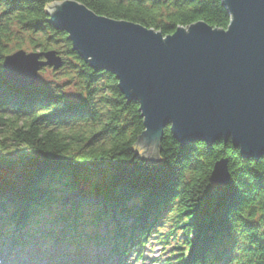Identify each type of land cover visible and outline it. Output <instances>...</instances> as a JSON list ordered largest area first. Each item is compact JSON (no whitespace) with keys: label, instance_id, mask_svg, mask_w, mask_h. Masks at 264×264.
Returning a JSON list of instances; mask_svg holds the SVG:
<instances>
[{"label":"trees","instance_id":"obj_1","mask_svg":"<svg viewBox=\"0 0 264 264\" xmlns=\"http://www.w3.org/2000/svg\"><path fill=\"white\" fill-rule=\"evenodd\" d=\"M64 1L164 37L198 22L231 23L223 0H0V111L13 114L0 115V238L14 248L43 242L143 259L154 235L166 249L180 234L163 264H264V158H244L231 141L184 147L168 127L152 160L140 143L139 104L48 23V8ZM18 51H57L58 82H8L2 64ZM222 159L226 188L210 183Z\"/></svg>","mask_w":264,"mask_h":264},{"label":"water","instance_id":"obj_2","mask_svg":"<svg viewBox=\"0 0 264 264\" xmlns=\"http://www.w3.org/2000/svg\"><path fill=\"white\" fill-rule=\"evenodd\" d=\"M227 30L204 22L161 32L96 15L75 1L48 8V23L65 32L72 49L96 73L115 76L128 103L139 104L140 143L157 161L169 127L182 146L231 141L244 158H264V0H223ZM57 51L7 56L6 80L39 84L44 68L59 71ZM228 161H218L210 183L230 184Z\"/></svg>","mask_w":264,"mask_h":264},{"label":"rangeland","instance_id":"obj_3","mask_svg":"<svg viewBox=\"0 0 264 264\" xmlns=\"http://www.w3.org/2000/svg\"><path fill=\"white\" fill-rule=\"evenodd\" d=\"M26 53H34L28 52ZM38 53V52H36ZM43 71V72H42ZM42 72V73H41ZM40 72L39 82L55 84L58 82L54 76V70L50 68H44ZM66 93L72 96L74 90L66 89ZM0 115L12 116V113L1 112ZM96 180L101 179V174H98ZM75 193V192H74ZM74 193L71 194L75 197ZM209 196L217 195L214 187L210 188ZM68 196V197H71ZM168 228L169 226L166 225ZM167 229H162L160 232H166ZM158 235H154L143 251V259H139L137 255L131 254L129 257L119 259L117 257H110L109 255L101 256L96 249L87 251H68L67 246L63 245H44L41 242L37 244H29L25 248L18 249L7 245L4 239H0V259L4 260L3 264H163V261L168 256L169 250L181 241V235L178 234V241L171 242L170 248L163 249L156 239ZM93 259H90V258Z\"/></svg>","mask_w":264,"mask_h":264}]
</instances>
